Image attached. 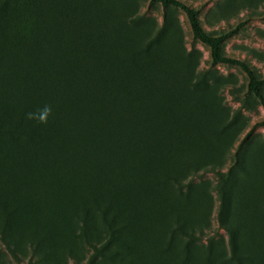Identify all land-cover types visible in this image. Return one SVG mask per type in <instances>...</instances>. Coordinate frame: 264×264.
Instances as JSON below:
<instances>
[{
	"label": "rangeland",
	"instance_id": "rangeland-1",
	"mask_svg": "<svg viewBox=\"0 0 264 264\" xmlns=\"http://www.w3.org/2000/svg\"><path fill=\"white\" fill-rule=\"evenodd\" d=\"M7 1L0 0V37L16 39V28L31 30L33 0ZM180 1L199 11L209 35L238 28L221 53L264 78V0ZM62 2L34 5L64 20L71 6L60 11ZM76 4L81 19L71 26L94 38L107 68L147 99L159 131L148 132V145L135 135L134 159L115 171L95 176L91 163L76 165L71 192L47 213L22 198L15 168L0 165V264H264V125L241 144L264 111L244 72L212 65L179 9L151 0ZM9 25L13 32L3 35ZM87 242L108 244L97 255Z\"/></svg>",
	"mask_w": 264,
	"mask_h": 264
},
{
	"label": "trees",
	"instance_id": "trees-1",
	"mask_svg": "<svg viewBox=\"0 0 264 264\" xmlns=\"http://www.w3.org/2000/svg\"><path fill=\"white\" fill-rule=\"evenodd\" d=\"M76 2H62L60 11L71 6L63 14L64 21L59 11L47 18L42 14L45 11L37 13L33 0L31 13L35 17L30 32L20 34L16 28V39L0 37V126L4 127H0V165L15 168L22 177V198L27 197L45 213L71 192L67 185L80 176L75 173L76 165L91 163L89 170L95 176L115 171L127 159H134L135 143L148 145V132L159 131L147 99L133 95L122 72L107 68L105 51L94 38H81L71 26L70 20L81 19ZM151 2L181 10L194 40L209 48L211 64L242 70L248 79V92L264 111V78L256 77L245 62L221 53L222 44L236 35L238 28L212 36L202 29L199 11L182 1ZM10 31L13 25L1 33ZM258 125H264V119L241 144ZM180 233L191 236L184 230ZM113 237L110 229L109 242ZM87 243L97 255L108 244L96 247ZM5 246L19 261L15 249L7 242Z\"/></svg>",
	"mask_w": 264,
	"mask_h": 264
},
{
	"label": "clouds",
	"instance_id": "clouds-1",
	"mask_svg": "<svg viewBox=\"0 0 264 264\" xmlns=\"http://www.w3.org/2000/svg\"><path fill=\"white\" fill-rule=\"evenodd\" d=\"M48 111H49L48 109L45 110V115L47 114ZM41 119L43 120L44 116H41Z\"/></svg>",
	"mask_w": 264,
	"mask_h": 264
}]
</instances>
